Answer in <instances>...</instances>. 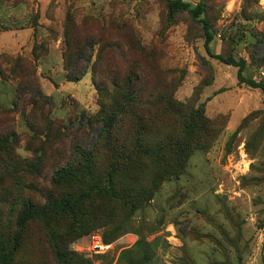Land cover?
Here are the masks:
<instances>
[{
    "label": "rangeland",
    "instance_id": "374dc122",
    "mask_svg": "<svg viewBox=\"0 0 264 264\" xmlns=\"http://www.w3.org/2000/svg\"><path fill=\"white\" fill-rule=\"evenodd\" d=\"M183 1L203 3V13H171L166 0H0V56L22 59L12 74L0 58V137L10 140L20 166H32V173H18L27 178L19 189L9 171L0 174V219L8 225L0 231L14 229L21 194L43 203L45 192H54L53 167L73 142L95 144L99 127L86 118L98 110L93 65L101 60L115 71L133 57L140 84L151 88L166 72L174 98L202 106L217 134L132 213L118 202H97L103 216L80 224L89 231L67 247L72 264H264V96L238 81L236 66L213 56L242 59L243 74L264 83V0ZM67 18L74 48H85L88 36L95 41L87 73L75 82L62 67ZM201 18L212 34L210 54ZM41 115L58 121L62 138L30 128L41 125ZM93 235L109 248L92 251ZM9 240L11 247L13 234ZM10 264H57L41 223L23 230Z\"/></svg>",
    "mask_w": 264,
    "mask_h": 264
},
{
    "label": "trees",
    "instance_id": "16d2710c",
    "mask_svg": "<svg viewBox=\"0 0 264 264\" xmlns=\"http://www.w3.org/2000/svg\"><path fill=\"white\" fill-rule=\"evenodd\" d=\"M166 1L171 13L187 12L199 17L204 11L201 2L192 7L183 0ZM201 22L205 30V49L210 54L212 34L207 20L201 18ZM70 26L75 25L67 18L62 67L66 79L75 82L87 73L95 41L88 36L85 44L82 42L85 48H74ZM213 56L236 66L238 81L260 89L264 96V83L243 74L242 59ZM0 58L10 65L12 74H15L14 70L22 61L20 57ZM159 73L161 82L145 88L144 84H140L138 62L133 57H123L115 71L104 66L101 60L99 65H93L91 80L98 96V110L86 118L89 126L99 127L96 142L91 148H85L77 142L71 144L69 157L64 159L61 156L53 167L50 183L54 192H45L43 203L34 202L29 196L23 199L21 194L13 221L14 229H9L7 233L0 231V264H10L19 246L21 233L34 222L42 224L57 264H72L74 256L67 247L89 231L81 226L92 219L91 216L95 220L103 216L101 204L98 207L97 202H118L132 213L150 201L160 183L179 177L191 154L212 143L217 131L215 125L204 116L202 106L194 107L187 102L177 101L171 82L164 80L166 72ZM20 76L25 74L21 73ZM54 85L57 86L55 82ZM19 86L17 95L21 96L23 87L21 83ZM38 123L29 125L32 130L38 131L36 134H43L49 139L56 132V136L62 138L58 121L48 120L47 116L41 115ZM63 135L66 137L68 134ZM9 142V139L0 137V150L10 161L1 164L0 174L9 171L8 175L18 189L26 187L27 178L18 173H32V166H20L15 161ZM38 152L40 154L35 165L36 170L40 171L45 152L42 148ZM27 182L30 183V179ZM57 189L62 190L61 194L56 193ZM7 226L0 219V228L6 229ZM76 228L79 231L75 232ZM103 241L108 243L106 239Z\"/></svg>",
    "mask_w": 264,
    "mask_h": 264
},
{
    "label": "built area",
    "instance_id": "2783aa9c",
    "mask_svg": "<svg viewBox=\"0 0 264 264\" xmlns=\"http://www.w3.org/2000/svg\"><path fill=\"white\" fill-rule=\"evenodd\" d=\"M110 245L103 243L98 235H93L91 239V249L94 252H103L109 248Z\"/></svg>",
    "mask_w": 264,
    "mask_h": 264
}]
</instances>
